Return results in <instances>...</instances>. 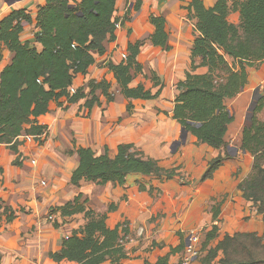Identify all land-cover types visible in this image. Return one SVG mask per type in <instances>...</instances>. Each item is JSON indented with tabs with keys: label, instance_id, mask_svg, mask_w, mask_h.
<instances>
[{
	"label": "trees",
	"instance_id": "16d2710c",
	"mask_svg": "<svg viewBox=\"0 0 264 264\" xmlns=\"http://www.w3.org/2000/svg\"><path fill=\"white\" fill-rule=\"evenodd\" d=\"M141 3L142 0L137 2L136 9ZM116 4L117 0H46L38 7L35 18L25 8L14 7L0 21V58L5 50L13 54L11 62L0 72V144L19 154L21 134L41 141L47 126L40 124L38 117L47 114L53 102L67 109L70 104L83 100V106L91 109L101 103L97 90L107 101L114 100L111 79L107 77L100 81L89 80V92L84 87L73 92L71 86L75 76L87 75L96 56L105 52L104 41L115 38L119 21L115 17ZM187 9L188 18L195 20L199 32L192 49L191 69L206 66L208 72L188 71L177 83L172 117L191 132L197 142L222 149L228 144L229 129L234 120L227 103L236 99L249 84V68L264 63V0H217L212 7H206L203 0H190ZM232 12L240 13L239 24L230 21ZM34 21L39 29L35 33V42H23L20 37L24 31L23 23ZM149 21L153 26L152 43L169 50L165 17L152 14ZM141 44V41L129 42L123 61L107 65L129 100L155 99L163 87L154 71V86H162L157 92L146 88L143 82H133V72L136 75L143 73L138 60ZM196 57L202 59L199 64L195 62ZM63 98L66 105L60 102ZM241 148L250 152L254 160L250 174L239 183L238 189L264 223V121L252 117L251 124L242 132ZM75 152L80 162L70 182L78 187L86 180L100 185L111 182L126 190L128 177L132 174L165 183L178 177L177 170L182 167L175 164L166 167L160 161L145 159L132 151L130 144H120L114 157L108 153L97 155L91 148L76 144ZM226 157L228 155H218L210 159L200 179L211 178ZM14 164H19V155ZM0 172H3L2 168ZM142 181H134L140 191L152 195L158 189L152 182L147 187ZM189 183V180L183 182L184 185ZM117 210L118 203L112 202L106 213L98 214L87 206L82 193L62 206L51 207L48 218L57 212L63 217L83 213L86 222L62 239L59 249L50 252V259L73 264H126L129 257L123 239L129 236L133 227L127 218H120L113 225L110 223V213ZM20 211L24 208L6 206L0 199V225L3 216L11 223ZM213 213L214 219L220 222L219 203L213 206ZM215 239L219 241L207 251L205 264L214 260L220 251L223 252L221 264H264V230L262 234L260 231L225 232L221 238V227L215 224L206 233L203 248ZM152 244L148 254L154 250L158 253L152 254V259L151 255L141 258L139 264H170L171 255L185 247L181 242L164 251L165 245Z\"/></svg>",
	"mask_w": 264,
	"mask_h": 264
},
{
	"label": "crops",
	"instance_id": "0c3cea01",
	"mask_svg": "<svg viewBox=\"0 0 264 264\" xmlns=\"http://www.w3.org/2000/svg\"><path fill=\"white\" fill-rule=\"evenodd\" d=\"M122 1L124 0H117L116 4L115 17L119 21L115 38L109 37L104 41L105 52L96 56L87 76L77 74L71 86L73 92L80 87L89 92V80L100 81L107 77L111 79L114 100L107 101L101 91L97 90L96 95L101 103H96L91 109L84 106L81 109V105L77 103L63 109L53 102L50 111L38 117L39 123L47 126L41 141L25 133L21 134L19 154L7 145L0 144V168L3 169L0 172L1 202L14 209H25L18 212L17 218L11 223L6 222L5 216L1 220L0 264L61 263L50 259V252L57 251L62 239L86 221L83 213L63 217L57 212L49 219L50 208L62 206L82 193V199L87 201L89 208L98 214H104L112 202L120 200L113 194L114 184L111 182L100 185L83 180L79 187L71 184V175L80 162L79 155L75 152V144L78 147L91 148L97 155L108 153L110 157L117 154L120 144H130L132 151L140 153L145 159L165 163L166 167L171 166L168 161L185 146L192 145L193 150L199 145L196 137L172 117L177 83L188 71L197 74L208 72L206 66H199L194 71L191 69L192 49L199 32L196 30L195 20L187 16L190 0H144L138 9L133 7L134 1L130 0L128 7L131 6V11L128 7L118 10V3ZM216 1L203 0L206 7L214 6ZM45 2L46 0H0V14L11 6L12 9L25 8L35 18L38 7ZM127 13L128 17H125ZM233 13L234 16H229L230 21L239 24L240 13ZM152 14L165 17L169 50L157 47L151 41L153 26L149 17ZM23 26L21 40L33 44L35 33L39 30L35 21L24 22ZM137 41L142 42L138 60L143 66V73L136 75L133 72V82H143L146 88L157 92L162 86H154V71L163 84L160 96L152 100L127 99L107 66L110 62L123 61L128 43ZM12 56L13 54L10 57L4 55L0 58V72L11 62ZM201 61L200 57L195 58L196 64ZM79 103L83 104L84 101ZM202 147L207 155L204 163L218 155L228 157L211 178L203 181L200 179L201 175H189L192 171L189 165H182L177 170L180 177L176 178L182 179L181 176L187 175L191 183L185 185L187 188H182L176 195L171 213L162 211L163 198L157 200L151 208L141 211L139 222L142 226L137 229L141 238L137 241L131 240L125 247L129 257L127 264L141 263V257L149 255L147 248L153 242L165 245L164 251H168L170 246H178L181 242L185 244L186 236L192 231L199 232L202 239L201 254L196 264H205L207 251L219 241L211 240L203 248L206 233L219 223L214 219L213 205L223 203L225 207L233 205L237 209H244L242 205L247 200L238 185L250 174L253 155L229 138L225 148ZM181 154L185 156L186 151ZM18 155L19 164H14ZM195 158V165L199 166L200 160ZM239 169L241 173L236 178L234 174ZM158 213H162L161 216L157 217ZM78 216L82 218L80 222L74 219ZM153 216L155 219L150 221ZM226 226L227 224L221 230V238L225 232L232 233L226 231ZM133 248L137 249L131 253ZM183 254L184 249L172 254L170 264H178ZM222 257L223 252L220 251L214 260L206 264H221L219 260Z\"/></svg>",
	"mask_w": 264,
	"mask_h": 264
},
{
	"label": "rangeland",
	"instance_id": "374dc122",
	"mask_svg": "<svg viewBox=\"0 0 264 264\" xmlns=\"http://www.w3.org/2000/svg\"><path fill=\"white\" fill-rule=\"evenodd\" d=\"M130 0H124L120 3H118L119 8L123 9L128 7V3ZM133 7H136V4L139 0H133ZM144 1V0H142ZM143 5V2L141 3V6ZM128 10L131 11V6L129 5ZM127 10V11H128ZM231 16H234V13L232 12L230 14ZM10 57V53L6 51L3 56ZM231 61V60H230ZM1 66V64H0ZM250 69V78H249V85L250 87L248 89H245L242 93L239 94V96L236 99H231L228 101V110L229 112L234 116V120L232 124L230 125L229 129V139L234 142L236 145H241V135L245 127L249 126L251 124V119L253 116H256L259 120L264 121V63L263 64H256L254 67L249 68ZM108 75V74H107ZM105 75V76H107ZM87 76V75H84ZM137 82V81H136ZM88 84V83H87ZM88 87V85H87ZM65 99H62V102H64ZM82 102V101H81ZM81 105V109L83 107V104L77 103ZM66 105V102L64 103ZM71 105V104H70ZM62 108V107H60ZM258 109V110H257ZM192 145L185 146L180 153H176L173 157L171 162L169 164L174 165L177 163H181L180 165H189L191 166V173L190 176H196L201 175L205 170L204 160L207 158L206 152L204 148L202 147V143H199L197 148L191 150ZM186 151V155L182 156V152ZM175 157H177L175 159ZM195 157H197L199 162V166L195 165ZM203 158V160H202ZM184 162V163H183ZM165 164V163H164ZM168 164V163H166ZM194 164V165H192ZM241 173V169L237 170L235 172L236 178H239ZM182 179H178L177 184L170 183L169 189H163L160 187L159 184H154L156 187H158L157 190H154L152 195H150L147 191H140L139 188L135 185L134 181L135 179L133 177H130L128 180V189L117 190V193L121 195L118 196L114 193L117 186H114L113 194L118 197L120 200L118 203V208H121L120 216L115 215L114 213L110 214L109 221L113 225L115 224L120 218L123 220L124 218H127L130 221L131 226L133 227V230L130 232L128 237H125L123 239V244L125 247L128 245V243L131 242V240L137 241L141 238V236H138L137 229L138 227L142 226V223L139 222L141 211H143L145 208L152 207L155 205L157 200L159 201L161 198V205L162 211L165 213H171L175 206V198L176 195L182 190V186H185L183 184L187 183L189 176L184 175L181 176ZM143 181L147 187H150V180H146L142 178ZM153 183V182H152ZM182 185V186H181ZM215 205V204H214ZM213 205V206H214ZM242 205V204H241ZM244 206V209L236 208L235 206H224L223 203H219V207L222 211L221 214V230L227 224L226 231H261L260 226L257 222V220H260L259 216L256 214L255 208L251 206V203L247 201L246 204L242 205ZM223 209V210H222ZM25 210V209H24ZM243 212V214H242ZM162 214V213H161ZM160 213L157 214V217L161 216ZM124 217V218H123ZM154 217V216H153ZM252 217H255V220L253 223H249L250 219ZM51 219V218H49ZM75 221L80 222L82 219L81 216L74 218ZM155 219V218H154ZM150 219V221L154 220ZM244 220L245 223H241V221ZM57 222V221H56ZM247 222V223H246ZM59 223V222H58ZM218 223V224H219ZM57 224V223H55ZM57 226V225H56ZM139 227V228H140ZM61 243V242H60ZM60 245V244H59ZM152 243L147 248L148 251L152 248ZM141 246V245H140ZM137 248H133L131 250V253L135 252ZM150 249V250H149ZM148 253V252H147ZM158 253L157 250L152 251V254ZM148 255V256H149ZM143 258V257H141ZM58 264V263H57ZM59 264H71L70 262H61ZM127 264V263H126Z\"/></svg>",
	"mask_w": 264,
	"mask_h": 264
},
{
	"label": "water",
	"instance_id": "95a60500",
	"mask_svg": "<svg viewBox=\"0 0 264 264\" xmlns=\"http://www.w3.org/2000/svg\"><path fill=\"white\" fill-rule=\"evenodd\" d=\"M11 4H13V3H11ZM11 11H12V8H11V6H9L3 13L0 14V21L3 20V18H5L6 16H8L11 13ZM249 87H250V85L248 84L245 89H247ZM202 146L208 147V144L203 143ZM176 158L177 157H175V159ZM173 160L171 159L169 162H171ZM207 162H208V160H206L204 164L206 165ZM160 164L164 166L163 163H160ZM177 165H180V164H178V163L175 164V166H177ZM130 177H133L134 179H142V178H144L146 180H150V181L153 182V184H156L157 183V184L160 185L161 188L166 189V190L169 189V185L168 184H170V183H175V184L179 183L177 178H173V179H170V180H166L165 183H160L158 180L152 179L149 176H144V175H141V174H132L131 176L128 177V180L130 179ZM0 187H1V183H0ZM182 188L186 189L187 186H183ZM117 190H121V187L120 186H117L116 190L114 191L115 194H117L118 196L121 197V195L117 193ZM120 213H121V208H118V210L114 212V214L115 215H118V216H120ZM110 214H112V213H110ZM242 214H243V212H242ZM253 220H255V217H252L250 221H253ZM258 223H259V226H260V229H261L260 234H262L263 233V230H264V223L261 220H258Z\"/></svg>",
	"mask_w": 264,
	"mask_h": 264
},
{
	"label": "built area",
	"instance_id": "2783aa9c",
	"mask_svg": "<svg viewBox=\"0 0 264 264\" xmlns=\"http://www.w3.org/2000/svg\"><path fill=\"white\" fill-rule=\"evenodd\" d=\"M202 239L199 232H190L185 239L184 254L178 264H196L201 254Z\"/></svg>",
	"mask_w": 264,
	"mask_h": 264
},
{
	"label": "flooded vegetation",
	"instance_id": "af4514ba",
	"mask_svg": "<svg viewBox=\"0 0 264 264\" xmlns=\"http://www.w3.org/2000/svg\"><path fill=\"white\" fill-rule=\"evenodd\" d=\"M241 222H244V220H242Z\"/></svg>",
	"mask_w": 264,
	"mask_h": 264
}]
</instances>
